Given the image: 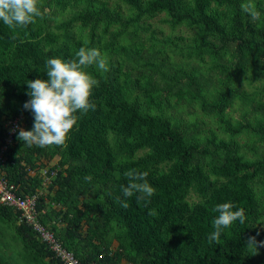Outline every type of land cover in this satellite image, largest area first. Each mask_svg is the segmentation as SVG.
<instances>
[{"label":"trees","instance_id":"trees-1","mask_svg":"<svg viewBox=\"0 0 264 264\" xmlns=\"http://www.w3.org/2000/svg\"><path fill=\"white\" fill-rule=\"evenodd\" d=\"M107 1L96 4L94 0H54V12L41 11L42 16L26 27H10L0 21V142L6 120L18 118V129H32L34 117L23 108L30 99L25 83L48 79V59H77L81 47L100 51V26L107 33L104 47L124 57L111 61V71L104 75L94 74L99 83L92 90L90 103L95 109L76 114L77 125L64 145L29 147L17 139L15 131L0 168L3 178L14 186L15 195L23 197L39 186V180L29 176L28 170L49 166L55 171L47 193L37 201L38 221L80 263L257 264L252 263L244 240L254 235L251 227L261 219L253 186L264 193V158L244 161L233 142L215 141L212 136L202 148L196 143L187 145L180 129L167 118L141 112L138 100L129 102L116 75L122 65L129 67L136 61L133 56L139 53L136 47L140 44L129 43V49L123 44L127 41L123 33L128 25L140 26L163 14L171 26L184 22L198 27L207 39L199 45L223 79L221 95L214 96L212 102L200 97L198 106L203 113L219 115L228 106L229 95L238 92L229 88L237 76L249 69L256 71L254 77L264 75V6L260 2L257 5L261 27L253 33L257 20L241 8L248 0H116L132 12L125 20L116 9L108 7ZM80 3L84 8L51 26L67 8ZM114 23L122 29L109 32L107 29ZM77 24L79 28L75 30ZM79 29H87L86 45L82 44ZM202 55L198 54L200 61ZM143 59L150 60L144 56ZM155 67L159 85L147 82L138 89L176 100L197 98L204 83L201 75L169 68L163 72L162 64ZM148 73L149 79H154V72ZM138 81L136 78L135 83ZM145 98L152 101L149 95ZM255 110L264 115L262 107ZM244 128L249 127L226 126L231 135ZM254 133L264 140V127L258 126ZM133 169L148 173L147 182L155 189L150 198L138 202V193L132 197L123 195L122 186L129 183L125 173ZM85 176H91V181H86ZM190 192L195 195V202H188ZM83 195L89 197L87 202L78 201ZM227 202L235 205L234 211L244 209L245 222H234L223 230L218 242H210L213 221L219 215L214 209ZM58 203L65 205L62 213L50 208ZM50 213L58 216L60 222L70 216L58 233L46 222ZM11 217L16 221L17 214L0 206V221ZM83 225L84 235L78 231ZM113 230L115 249L105 246L97 250L94 240L99 238V232L107 234ZM15 232L35 257L46 259L48 264H61L29 227L19 223ZM74 241L82 245L76 248Z\"/></svg>","mask_w":264,"mask_h":264},{"label":"rangeland","instance_id":"rangeland-1","mask_svg":"<svg viewBox=\"0 0 264 264\" xmlns=\"http://www.w3.org/2000/svg\"><path fill=\"white\" fill-rule=\"evenodd\" d=\"M98 1L102 0H94V3ZM253 2L256 9L259 2L261 3L260 5L264 6V0H255ZM44 3H47L48 6ZM107 5L110 9H116L123 20L131 17L132 12L118 1L108 0ZM38 7L43 13L55 11L54 0H38ZM82 8H84L82 3L73 6V8H67L59 17L55 18L56 22H53L51 26L56 25L61 19H67L75 11ZM249 24H252L251 21H249ZM74 27L77 30L79 25L77 24ZM260 27L261 22L259 19L253 25V33ZM121 29V26L114 23L107 30L113 32ZM78 31L83 35L81 37L82 44L86 45L88 41L85 36L87 29H79ZM97 35L103 45L100 48V52L106 59L108 71H111L109 68L110 62L114 59H124V57L114 54L104 47L107 33L103 31L102 26L97 29ZM123 37L127 40L123 41L127 49L131 47L129 43L140 44L139 47L137 45L136 49H139V53L144 58L150 59L147 62L137 52L133 56L137 60L128 64L129 67L122 65L121 71L116 75L119 76L118 80L124 90L125 98L129 102L138 100L141 112L167 118L174 127L180 129L187 145L196 143L202 148L205 140L212 136L215 141L233 142L237 147V155L244 161L252 162L264 158V140L258 138L254 133V129L258 126L264 127V115L255 110L256 107L264 109V75L261 74L258 77H254L256 71L249 69L246 73L237 76L235 81L229 84V88L238 92L229 95L228 106L219 115L214 113L206 114L199 109V99L203 97L208 102H212L214 96L221 95L223 90L220 87L223 79L222 76L216 74L218 70L213 69L211 58L199 45L205 43L207 39L201 35L198 27L188 26L184 22L171 26L168 18L160 14L146 21L143 25L138 26L134 23L128 25L124 28ZM94 46L97 45L94 44ZM131 53L134 54L136 52L131 51ZM199 53L203 54L202 61L198 59ZM150 63H153L154 66H150ZM157 64L164 66L161 68L163 72H165L166 68H169L185 70L193 75H201L204 83H202L203 86L197 98L185 97L183 100H176L175 98H168L159 92H147L146 94L141 89H138V86L140 87L147 82H154L159 85L160 78L155 67ZM85 71L92 77H95L94 74H105V71L99 69L95 64L86 68ZM152 71L154 72V74L152 73L154 79L151 80L148 72L151 73ZM123 76H126V79ZM136 78L139 80L138 83H135ZM145 95H149L152 101L148 102ZM239 125H248L249 128L242 129L236 135H231L226 130V126L236 129ZM139 155L140 153L138 152L137 156ZM253 187L255 202L261 213V219L254 223L251 228L255 231L253 236L256 237L257 241H264V193L256 185ZM87 199L89 197L83 195L78 201L87 202ZM187 200L192 203L196 201V197L190 192ZM50 208L54 212L61 211L60 213H62L65 210V205L52 204ZM76 208L79 209V203H77ZM12 218L0 221V264H48L46 259L35 257L31 249L25 246L22 238L15 232V227L18 225L17 219L15 221ZM69 218L70 216L60 222L58 216L50 213L46 222L50 227H53V231L58 233L62 227L66 226ZM84 228L85 226L83 225L78 230L82 235H84ZM115 234V230L107 234L99 232V238L94 240L97 250H102L105 246H111V249H115ZM74 242L76 248L82 245V242ZM246 242L244 240L247 248ZM247 251L251 256L252 263L264 264V248H259L258 255H254L252 249L247 248Z\"/></svg>","mask_w":264,"mask_h":264},{"label":"clouds","instance_id":"clouds-1","mask_svg":"<svg viewBox=\"0 0 264 264\" xmlns=\"http://www.w3.org/2000/svg\"><path fill=\"white\" fill-rule=\"evenodd\" d=\"M242 10L253 20H259L261 13L256 9L253 0L241 5ZM38 0H0V21L7 26H28L35 18L41 17ZM77 59L64 61L60 58H51L46 62L48 79L26 81L30 99L23 108L32 113L34 122L32 129L25 131L17 129V139L29 147L35 145L40 148L47 146H62L65 144L69 132L77 125L81 114L95 105L90 103V96L98 81L92 77L86 68L95 64L99 69L108 71L107 62L98 49L81 47L76 53ZM129 180L127 186H122L125 197L137 195V201L146 200L155 194V189L147 182V172H138L133 169L125 173ZM91 181V176H85ZM127 207L126 204L123 205ZM146 206V205H145ZM235 205L227 202L216 205L214 211L219 215L213 221L214 231L208 237L209 241L218 242L222 232L230 228L234 222L243 224L246 216L244 209L233 210ZM259 235V233H257ZM247 248L252 249L254 255L259 254V248H264V241H257L255 236L247 239Z\"/></svg>","mask_w":264,"mask_h":264},{"label":"built area","instance_id":"built-area-1","mask_svg":"<svg viewBox=\"0 0 264 264\" xmlns=\"http://www.w3.org/2000/svg\"><path fill=\"white\" fill-rule=\"evenodd\" d=\"M18 118L4 121L5 133L0 142V168L4 163L6 149L12 145V136L18 129ZM28 175L39 180V186L34 193L27 196H17L12 184L8 183L0 171V206L12 209L17 214V222L29 227L36 239L44 244L52 256L61 264H86L80 263L71 252L65 250L52 232L43 227L38 221L36 204L39 198L47 193V186L55 175L49 166L28 170ZM94 264V263H90Z\"/></svg>","mask_w":264,"mask_h":264}]
</instances>
